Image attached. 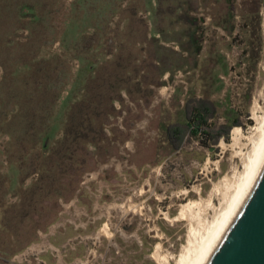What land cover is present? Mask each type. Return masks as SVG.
I'll return each mask as SVG.
<instances>
[{
	"label": "rangeland",
	"instance_id": "374dc122",
	"mask_svg": "<svg viewBox=\"0 0 264 264\" xmlns=\"http://www.w3.org/2000/svg\"><path fill=\"white\" fill-rule=\"evenodd\" d=\"M105 1L16 0L12 6L28 3L35 9L25 8L23 14L9 17L11 20H0V49L7 47L10 53L3 55L0 50V175L9 174V154L17 148L8 146L25 127V119L17 116L31 107L29 102L20 105L12 100L9 88L12 85L22 92V82L15 80L32 79L39 62L58 58L56 64L64 63L71 77L53 112L51 148L62 140L75 105L86 99L88 105H94V96L108 97L91 108L93 113L102 111L94 124L103 125L107 138L101 143L95 140L99 147L88 145L95 155L89 168L95 169L82 174L70 200H60L53 223L35 231L37 218L46 212L42 204L31 212L32 222L20 218L22 191L30 188L37 176L25 181L20 177L13 189L2 198L0 195V264H14L22 254L37 264L35 254L40 251L46 264H158L153 257L157 249H161L163 260L176 264L190 230L187 221H174L176 216L186 207L208 200L215 184L233 176V168L239 174L244 170L242 159L223 146L231 143L237 126L229 132L228 140L221 138L215 145L208 143L204 133L186 130L178 150L172 147L167 128L189 124L187 101L207 98L218 109L208 130L230 126L238 119L242 126L237 128L250 134L256 125L255 102L264 108V2L234 0L230 32V26H220L215 20L220 8L214 10L212 2L200 0L199 9L190 14L198 23L194 48L188 38L168 42L152 31L154 13L147 2L156 8L159 0L118 1L120 12L111 14L106 28L100 29L99 14ZM3 5L0 3L1 10ZM222 6L225 13V0H221ZM32 13L35 16L29 15ZM88 15L91 18L86 23L82 19ZM166 23L161 28L172 32ZM73 28L78 50L63 45L64 34ZM191 28L189 23L179 22L174 30ZM86 37L100 38L99 44L90 46ZM159 46L179 53L180 62L175 63L184 67L175 64L161 73L164 66L160 61L174 56L168 50L158 55ZM88 62L96 66L86 72ZM7 80L5 90L2 85ZM5 185L10 188L8 179ZM217 199L213 197L214 204L220 207ZM104 227L109 228L111 237L102 232ZM21 230L28 231L21 236L24 245L30 243L14 254L13 249L20 247L15 234ZM54 248L60 263L51 256Z\"/></svg>",
	"mask_w": 264,
	"mask_h": 264
},
{
	"label": "trees",
	"instance_id": "16d2710c",
	"mask_svg": "<svg viewBox=\"0 0 264 264\" xmlns=\"http://www.w3.org/2000/svg\"><path fill=\"white\" fill-rule=\"evenodd\" d=\"M15 1L16 0H0V3L4 4V9H0V20H3L4 17L11 20V16L13 18V16L17 17L23 14L25 8L32 12L35 9L34 6L27 5L28 3H18L12 6ZM118 1L121 0H106L104 2V8L102 9L101 14H99L100 29L106 28L111 14L120 12V8L117 3ZM170 1L171 3L169 2L167 5L168 2H162L159 0L156 8L153 6L151 1L147 2L150 6L149 11L154 13L152 31L163 37L164 40L168 42L179 43L182 38H188V44L195 48V44L198 42L195 40L197 30L196 27L198 23L196 18H194L193 21L192 17L190 19V14L199 9L200 0H186L185 3H180V1L177 0V2L179 1L178 6L174 5L176 4L174 3L176 0ZM203 1L205 3L212 2L214 10L218 7L220 8L218 11L221 12H218V16L215 18L218 25L231 27V22L234 20V13H232L233 9L231 12L234 0H225V13V7L222 6L221 8V0ZM262 1L264 2V0ZM171 7L172 10H169ZM179 10L180 13H178ZM163 11L168 12V14L164 15ZM5 13L8 14V16ZM29 15L35 16L34 13ZM133 15L136 17L137 12H134ZM90 18L91 17L88 15L83 17L82 20L89 23ZM165 22H167V27L170 26L169 29L172 30V32H168L167 28H161L164 26L162 23ZM179 22H187L192 26V28L190 30H181L180 32L175 31L174 27ZM74 28L64 34L63 45L67 48L72 47L75 50H78L79 45L78 40L75 39ZM194 28H196V30H194ZM232 28L233 26L231 29L227 27L230 32H232ZM86 39L89 45L99 44L100 41V38L98 37L97 39L86 37ZM152 39L154 42H160V40L156 37H152ZM55 41L56 38L53 39L51 43H54ZM0 50L4 52L3 55L6 53V55L9 56L10 53L6 52L9 48L5 47ZM164 50L171 52L174 57L171 58L167 56V60L165 59V61H160V64L162 63L164 66L161 73L168 70L170 71L174 68L175 64L178 68L184 67V64L178 65V63H175V61L180 62V54L171 49H165L164 47L159 46V53L157 54H163ZM182 50L188 54L191 52L189 49L184 48L183 44ZM58 60V58H53L50 61H41L38 63L39 67L33 71V76L31 75L32 79L28 78L15 80L16 83L22 82V92H19L17 87L12 85L9 88V93L13 94L11 97L12 100H16L15 102H19L20 105H22L23 102H29L31 107L21 111L17 116L25 119V127H23V130L18 131L19 136H17V140L14 139L8 146L11 147V145H14V147L17 148V151L9 154V157L11 158V168L9 170V174L6 176L3 175L4 177L0 175V195H2V198L11 189H13L15 185L19 183L18 179L20 177L22 178V181H25L32 176H37L30 188L22 191V206L24 208L20 215V218H25L24 221H31V218H33L31 212L35 209L38 210V206L40 209L42 204L41 208L46 210V212L42 213L39 215V218H37V222H39V224L36 225L35 231L41 229L44 230V228L46 229V227L57 219V214L60 209V200H70L78 189L77 184L80 182L82 174L95 169L91 167L89 168V165L92 163L95 155L91 151H88V145L92 144L95 146V140L99 141V143L107 140L103 125L99 127L94 124V121L99 119L102 115V111L98 110L97 113L91 112V108L96 106L98 101L106 100V98H108L104 95L94 96V105H88L87 99L86 101H81L75 105L71 111L72 115L68 119L64 128V136L62 140L57 142L53 148L49 145V140L52 138L51 131L53 127V112L58 100L62 96L64 88L71 79L68 68H63L64 63L56 64ZM95 66V63L88 62V65L84 67V70L86 72L89 70L91 71ZM50 71H52V73H48ZM120 75L118 77H120ZM32 83L34 84V87H32L33 89L29 88ZM2 86H4V89L6 90L9 86L8 80L5 81ZM15 93L17 94L14 95ZM89 100L91 99L89 98ZM217 112L218 109L216 104L207 98L187 101L185 117L187 118L189 124H185L183 126L174 125L167 128V134L172 147L175 150H178L181 147V141L183 140L182 138L186 130H197L198 133H204L208 139V143L210 144L211 142L212 145L217 144L221 138L228 140L231 129L242 125L237 119L230 126H222L215 131L212 129L208 130V122L216 117ZM106 115L108 116L109 112H107ZM96 127L98 129H96ZM237 127L235 129L236 131L241 130V128L239 129ZM11 130H13V128ZM11 130H8L7 132L15 138V133H12ZM29 143L33 144L28 145ZM38 145H42L40 150H37ZM99 145L100 144L96 146L99 147ZM16 162H19V164L15 165ZM6 179L10 182L9 189H6ZM27 233L28 231L24 232L21 230L15 234V236L18 237L17 243L20 247H15L13 249L14 254L22 251L26 245L30 243L29 241L24 245V238L21 237L25 236ZM36 236V233H33V239H35ZM13 253L10 255H14Z\"/></svg>",
	"mask_w": 264,
	"mask_h": 264
},
{
	"label": "bare ground",
	"instance_id": "6f19581e",
	"mask_svg": "<svg viewBox=\"0 0 264 264\" xmlns=\"http://www.w3.org/2000/svg\"><path fill=\"white\" fill-rule=\"evenodd\" d=\"M252 111L256 125L251 128L250 134L246 135L243 130H238L233 133L230 144L223 143L224 148H232L234 157L242 159L243 172L239 174V171L233 168V176L231 178L224 177L215 184L208 200L202 201L201 205L186 207L174 219L179 222L187 221L190 227L184 253L176 264H202L264 157V108L255 102ZM213 197L220 199V207L215 206ZM210 215L212 216L211 220L209 219ZM166 218L170 220L167 215ZM102 232L111 237L108 227H104ZM161 256V249H157L153 255L157 263L169 264Z\"/></svg>",
	"mask_w": 264,
	"mask_h": 264
},
{
	"label": "water",
	"instance_id": "95a60500",
	"mask_svg": "<svg viewBox=\"0 0 264 264\" xmlns=\"http://www.w3.org/2000/svg\"><path fill=\"white\" fill-rule=\"evenodd\" d=\"M202 264H264V157Z\"/></svg>",
	"mask_w": 264,
	"mask_h": 264
},
{
	"label": "crops",
	"instance_id": "0c3cea01",
	"mask_svg": "<svg viewBox=\"0 0 264 264\" xmlns=\"http://www.w3.org/2000/svg\"><path fill=\"white\" fill-rule=\"evenodd\" d=\"M34 248V247H33ZM35 249V248H34ZM53 250V251H52ZM51 250V256H52V258L53 259H55V263H60V260H61V257H60V255L57 253V251H58V249H56V248H54V249H52ZM33 252V251H32ZM43 252V251H42ZM41 251H40V253L38 254H35V255H37V257L41 260V261H43L44 263H47L44 259H43V257H42V255H40L41 253H42ZM55 252V253H54ZM31 253V252H30ZM29 254V253H28ZM32 254H34V253H32ZM24 255H27V254H22V255H20V256H17L18 258L17 259H20L22 256H24Z\"/></svg>",
	"mask_w": 264,
	"mask_h": 264
},
{
	"label": "built area",
	"instance_id": "2783aa9c",
	"mask_svg": "<svg viewBox=\"0 0 264 264\" xmlns=\"http://www.w3.org/2000/svg\"><path fill=\"white\" fill-rule=\"evenodd\" d=\"M35 261H37L36 262L37 264H46L43 261H41L38 257H35ZM13 262L14 264H31L29 258L26 255L22 256L20 259H14Z\"/></svg>",
	"mask_w": 264,
	"mask_h": 264
}]
</instances>
